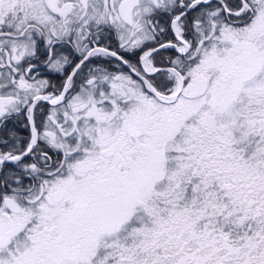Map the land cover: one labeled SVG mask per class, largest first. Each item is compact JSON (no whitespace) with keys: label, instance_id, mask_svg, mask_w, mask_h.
Here are the masks:
<instances>
[{"label":"snow or ice","instance_id":"6c2138e0","mask_svg":"<svg viewBox=\"0 0 264 264\" xmlns=\"http://www.w3.org/2000/svg\"><path fill=\"white\" fill-rule=\"evenodd\" d=\"M0 264H264V0H0Z\"/></svg>","mask_w":264,"mask_h":264},{"label":"flooded vegetation","instance_id":"af4514ba","mask_svg":"<svg viewBox=\"0 0 264 264\" xmlns=\"http://www.w3.org/2000/svg\"><path fill=\"white\" fill-rule=\"evenodd\" d=\"M41 75L44 76V77H49V78H51V79L53 80V82H57V81H56V78H55L54 76H51V77L49 76V73L47 72V70H42V71H41ZM17 130L19 131V133H20L21 135H27L26 130L23 129V128H20L18 125H17Z\"/></svg>","mask_w":264,"mask_h":264}]
</instances>
